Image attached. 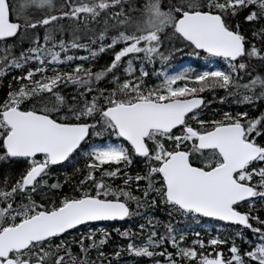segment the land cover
<instances>
[{
	"label": "snow or ice",
	"instance_id": "snow-or-ice-1",
	"mask_svg": "<svg viewBox=\"0 0 264 264\" xmlns=\"http://www.w3.org/2000/svg\"><path fill=\"white\" fill-rule=\"evenodd\" d=\"M0 87V264H264V0H0Z\"/></svg>",
	"mask_w": 264,
	"mask_h": 264
},
{
	"label": "trees",
	"instance_id": "trees-1",
	"mask_svg": "<svg viewBox=\"0 0 264 264\" xmlns=\"http://www.w3.org/2000/svg\"><path fill=\"white\" fill-rule=\"evenodd\" d=\"M57 2L59 3L60 0H57ZM167 2V0H165V3ZM43 35L42 31H41V36ZM249 35V33H248ZM65 38L68 39V35L65 34ZM27 45H25L26 47ZM77 55H84L85 53L83 52H77L76 53ZM188 58H192L191 56H188V55H185V54H176L172 60L170 61V67H173L175 64H177L179 61L181 60H184V59H188ZM200 60H195L193 62L195 63H198ZM110 62V56L107 55V54H102L100 57H98V59L94 62L95 64V68L94 70H100L101 68H103L104 66H106V64ZM76 63H80L79 61H76ZM205 64V62H204ZM169 67V68H170ZM7 79H10V77H6L5 78V85H6V82H7ZM244 82H247L246 80ZM4 87H0V96H3L4 95ZM66 91H71V88H69L68 90ZM204 96H207V95H210L211 96V101H213V93L210 92V91H206L204 94ZM221 96H224V92L222 90H217L216 92V100L212 103V105H210L211 107H214V110H219L221 108H225V109H235L236 108V105L234 104H231L230 102L229 103H225L224 105H221L219 103V97ZM231 98H229L230 100ZM207 100H209V96L207 97ZM209 100V101H210ZM216 106V107H215ZM219 107V108H218ZM241 110H247L250 112V115H258L260 111H264V102H261L260 104V107L258 109H252L250 107H243L241 108ZM7 171V167L4 166V167H0V178H2V174ZM70 171V170H69ZM61 179H63V177L61 176ZM66 191H70V189L66 188L65 189ZM264 214V213H262ZM155 216L158 217L161 221V225L159 227V231L162 233L164 232V225L169 223V220L170 218L168 217V215L165 213V212H160V211H157L155 212ZM216 223L217 225L216 226H213V227H210L209 229L205 230L203 233H200V239L204 240L205 242H207V240L210 238V237H216L218 234L219 235H225L226 233L224 232V227L225 226H221V224L219 222H216V221H211V220H208V219H205V218H201L200 220V223ZM123 223V222H121ZM171 223L178 229H186L188 231H191V236L190 237H186V242L188 245H191V242L195 239H197L195 233L198 232L197 229H198V226L199 224L195 223L193 220L189 219L187 221H185L182 217H175V218H172L171 219ZM101 226H107L106 224H101ZM124 227L125 228H131L133 231H138V225L137 224H134L132 221H128L127 223H124ZM220 227V232L218 233L217 232V228ZM191 228H194V231L191 229ZM108 231L110 232L111 234V243L114 244L116 242H120V237H118L116 235V233L114 231L111 230L110 227H108ZM249 236H251V233H248ZM186 236H188V234H186ZM145 238H146V234H145ZM137 243H140V239H137L136 240ZM78 251V250H77ZM105 251L107 252H111L112 251V248L110 246H105ZM223 251L225 253V256L227 257L228 255V252H227V246H224L223 248ZM91 257L92 259H96V252L93 251L92 254H91Z\"/></svg>",
	"mask_w": 264,
	"mask_h": 264
},
{
	"label": "rangeland",
	"instance_id": "rangeland-1",
	"mask_svg": "<svg viewBox=\"0 0 264 264\" xmlns=\"http://www.w3.org/2000/svg\"><path fill=\"white\" fill-rule=\"evenodd\" d=\"M249 36H251V32H249ZM180 69H181V68H179V69H177V70H174V71H178V70H180ZM180 231L185 233L184 229H180Z\"/></svg>",
	"mask_w": 264,
	"mask_h": 264
},
{
	"label": "flooded vegetation",
	"instance_id": "flooded-vegetation-1",
	"mask_svg": "<svg viewBox=\"0 0 264 264\" xmlns=\"http://www.w3.org/2000/svg\"><path fill=\"white\" fill-rule=\"evenodd\" d=\"M211 99V96L209 97V100ZM212 109H214V107H211ZM217 110V109H216Z\"/></svg>",
	"mask_w": 264,
	"mask_h": 264
},
{
	"label": "bare ground",
	"instance_id": "bare-ground-1",
	"mask_svg": "<svg viewBox=\"0 0 264 264\" xmlns=\"http://www.w3.org/2000/svg\"><path fill=\"white\" fill-rule=\"evenodd\" d=\"M216 99H217V98H216ZM218 99H219V98H218ZM211 100H212V99H211ZM211 100H210V101H211ZM211 105H212V104H211ZM215 107H216V106H215ZM218 108H219V107H218Z\"/></svg>",
	"mask_w": 264,
	"mask_h": 264
}]
</instances>
